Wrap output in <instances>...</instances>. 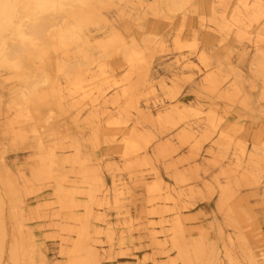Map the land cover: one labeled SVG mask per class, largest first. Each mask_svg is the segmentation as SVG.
I'll use <instances>...</instances> for the list:
<instances>
[{
	"label": "rangeland",
	"instance_id": "rangeland-1",
	"mask_svg": "<svg viewBox=\"0 0 264 264\" xmlns=\"http://www.w3.org/2000/svg\"><path fill=\"white\" fill-rule=\"evenodd\" d=\"M110 1L101 3L96 23L86 27L93 37L87 52L99 54L118 33L126 43H137L147 69L132 73L122 46L110 45L111 53L95 71V83L84 91H67L64 109L51 106V123L40 128L43 122L18 116L10 94L14 70L0 66V264H67L78 240L76 230L84 222L90 226L86 243L97 247L99 264H184L173 245L175 222L188 244L213 245L217 264H253L251 254L264 251V175L249 162L252 153L259 160L264 157V0H191L185 13L177 15L157 10L155 0H112L107 7ZM56 14L65 20L66 12ZM14 43L17 60L26 68L47 67L42 60L28 59L26 43ZM51 52L54 65L83 60L74 50L67 56ZM175 55L200 57L198 65L211 73L216 86L199 87L198 75L174 69ZM126 79L137 86L132 95L112 90L113 84L126 85ZM98 87L107 90L104 97ZM114 98L118 111L127 107L138 130L151 139L148 154L142 148L124 157L121 142L114 139L121 125L110 124L106 114L88 122L89 111L101 110L104 101ZM157 99L174 112L176 125L160 121L156 110L150 116L135 108ZM180 113L185 121L200 124V131L183 130L182 122L177 124ZM171 131L183 139L170 144L159 139ZM49 148L57 152V169L65 175V192L77 201L74 207L62 206L54 177L35 180ZM84 164L105 183L99 184L95 200L88 193L100 181L86 180ZM177 173L184 178L177 179ZM119 174L130 191L121 205L102 199V190L113 191ZM158 177L161 189L151 192ZM6 180L15 187V197L6 192ZM120 206L124 214L118 213ZM104 215L110 225L101 226L98 217ZM165 220L156 238L152 223ZM16 245L15 262L11 250Z\"/></svg>",
	"mask_w": 264,
	"mask_h": 264
},
{
	"label": "bare ground",
	"instance_id": "bare-ground-1",
	"mask_svg": "<svg viewBox=\"0 0 264 264\" xmlns=\"http://www.w3.org/2000/svg\"><path fill=\"white\" fill-rule=\"evenodd\" d=\"M104 0H0V66L7 69L14 70V74L9 78L15 84L10 89L12 95V102L17 108L19 117L35 119L43 122L40 128H45L47 124L51 123L53 118V108L56 106L59 109H64V100L66 92L77 93L84 91L86 87H90L95 83L97 75L95 71L104 64V58L109 56L111 51L108 49L110 45L119 43L121 47L120 53L123 60L131 67L132 73L138 72L140 69L148 67L143 60V53L139 49L135 41L126 43L125 39L118 33L115 38L105 44L99 54L96 52L89 53L86 46L91 44L93 39L91 34H88L86 27L90 24L96 23V15L99 6ZM154 6L159 11H168L171 14H183L188 9L191 0H155ZM69 7H65L66 4ZM107 7L113 5L112 0L106 3ZM66 12L65 20L58 19L56 13ZM64 19V17H63ZM15 41L26 43L30 54L29 60L39 59L44 62L47 67L33 71L26 68L20 63L17 58ZM61 50L64 55H69L72 50L76 51L83 60L75 65H68L65 63L53 64L52 52ZM200 57H193L189 55H175L173 68L179 69L183 74L198 75L196 85L199 87L212 89L216 86V79L205 68L198 65ZM128 80V79H126ZM117 84V85H116ZM111 85L112 90L116 93L130 94L134 93L137 86L129 79L126 85L116 83ZM149 87L153 89L156 84L150 80ZM114 86V87H113ZM123 87V88H122ZM100 96L104 97L107 92L106 89L98 87ZM101 103V101H100ZM101 110H91L87 114L89 123L94 124L95 120L101 114H106L109 123L114 125H121L115 132V141L121 142L119 148L123 152V156H132L140 149L144 148L146 154L149 153L148 145L151 139L144 137L143 133L138 130L137 123L127 107H122L118 111V98L106 102ZM120 107V106H119ZM140 115L147 113L152 116L154 111L158 112V119L165 124H173L174 112H167L169 106L164 100H155L153 103L146 102L143 109L141 106H135ZM117 110V111H116ZM166 111V112H165ZM164 113V114H163ZM177 113V112H175ZM180 127L183 130L194 134V131H200V124L185 121L184 114H178ZM178 128V127H177ZM176 128V129H177ZM37 131V129H35ZM160 140L166 141L168 144L181 141L183 138L174 136L173 131L162 134ZM141 140L145 142L143 147ZM38 143L42 145V139L39 138ZM123 143V144H122ZM213 145V143H211ZM45 149V148H44ZM244 152V149H242ZM208 156L212 155L210 151H206ZM206 157V156H205ZM207 158V157H206ZM79 162V158L73 160ZM200 161L201 160H196ZM60 160L57 152L49 148L41 157V166L36 170L34 177L37 181L49 180L55 178L58 182V195L60 203L64 207H74L77 201L72 194H67L64 189L65 175L60 173L57 169ZM205 162V159L202 160ZM251 165L256 166L259 173L264 175V157L262 160L257 159L256 153L250 155ZM86 180H98L100 183L94 184V187L88 193L92 200L97 199V192L100 191L99 184H105L99 177V173L88 165H82ZM59 172V173H57ZM261 175V174H260ZM259 176V174H258ZM145 179H147L144 176ZM176 178L181 180L184 174L177 173ZM258 178V177H257ZM114 190L108 187L102 190V199L108 201L110 198L116 204L121 205L125 199L129 198V187L125 176L118 175L114 180ZM163 184V179L158 177L156 182L150 186L151 192H158ZM4 187L9 195L15 197L17 192L15 187L9 181H4ZM224 194L227 188L223 190ZM113 192V195H112ZM170 194V193H169ZM15 195V196H14ZM167 199H172L171 195ZM97 201V200H96ZM99 209L105 210L104 202L98 203ZM124 207V206H123ZM88 214L92 215V207L87 206ZM162 211L160 214L163 215ZM119 214H124L121 206L118 209ZM98 219L102 221L101 226L105 222L110 225V221L106 216H99ZM168 220L162 221L164 224L156 225L152 223L153 234L157 238L159 230L163 229ZM100 226V225H99ZM97 225V227H99ZM173 230V245L179 249L180 258L184 264H217L219 261L218 251L213 245L210 248L203 246L202 242L196 241L193 244H188L184 239L183 229L180 222H175L172 225ZM95 231V230H94ZM96 232V231H95ZM2 227H0V244L2 242ZM78 240L76 241L73 250L70 252V257L67 264H99L97 247L86 243V236L90 234V226L84 222L82 227L76 230ZM167 234L162 235V239L166 240ZM84 254H87L84 256ZM19 257V248L16 245L11 250V258L16 262ZM264 251L260 250L258 253L251 254V262L253 264H263ZM262 261V262H261Z\"/></svg>",
	"mask_w": 264,
	"mask_h": 264
}]
</instances>
